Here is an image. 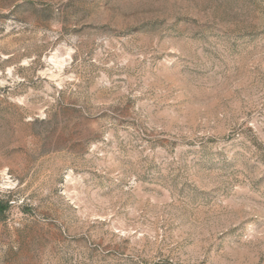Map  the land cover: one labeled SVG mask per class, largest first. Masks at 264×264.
Instances as JSON below:
<instances>
[{"label":"rangeland","instance_id":"obj_1","mask_svg":"<svg viewBox=\"0 0 264 264\" xmlns=\"http://www.w3.org/2000/svg\"><path fill=\"white\" fill-rule=\"evenodd\" d=\"M0 264H264V0H0Z\"/></svg>","mask_w":264,"mask_h":264}]
</instances>
